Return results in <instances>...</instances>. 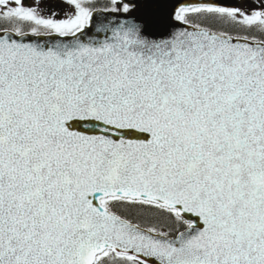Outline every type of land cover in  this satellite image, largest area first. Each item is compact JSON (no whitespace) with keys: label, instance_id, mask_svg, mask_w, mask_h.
Returning <instances> with one entry per match:
<instances>
[{"label":"snow or ice","instance_id":"snow-or-ice-1","mask_svg":"<svg viewBox=\"0 0 264 264\" xmlns=\"http://www.w3.org/2000/svg\"><path fill=\"white\" fill-rule=\"evenodd\" d=\"M0 264H264V0H0Z\"/></svg>","mask_w":264,"mask_h":264},{"label":"water","instance_id":"water-1","mask_svg":"<svg viewBox=\"0 0 264 264\" xmlns=\"http://www.w3.org/2000/svg\"><path fill=\"white\" fill-rule=\"evenodd\" d=\"M174 7V3H169L164 6V17H165V22L166 23H171L170 21V12L171 9Z\"/></svg>","mask_w":264,"mask_h":264},{"label":"flooded vegetation","instance_id":"flooded-vegetation-1","mask_svg":"<svg viewBox=\"0 0 264 264\" xmlns=\"http://www.w3.org/2000/svg\"><path fill=\"white\" fill-rule=\"evenodd\" d=\"M101 2L103 3V0H101Z\"/></svg>","mask_w":264,"mask_h":264},{"label":"trees","instance_id":"trees-1","mask_svg":"<svg viewBox=\"0 0 264 264\" xmlns=\"http://www.w3.org/2000/svg\"><path fill=\"white\" fill-rule=\"evenodd\" d=\"M161 223H162V220H161Z\"/></svg>","mask_w":264,"mask_h":264}]
</instances>
